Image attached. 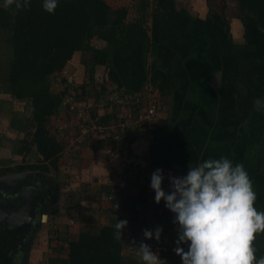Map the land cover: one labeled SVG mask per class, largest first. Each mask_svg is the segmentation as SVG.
I'll return each mask as SVG.
<instances>
[{
	"label": "crops",
	"instance_id": "obj_1",
	"mask_svg": "<svg viewBox=\"0 0 264 264\" xmlns=\"http://www.w3.org/2000/svg\"><path fill=\"white\" fill-rule=\"evenodd\" d=\"M178 5L181 6L178 10L187 8ZM185 11L188 12L181 11L175 21H161L150 30L151 36L146 32L136 35L139 29L128 20L124 34L114 35L111 30L98 32L90 41V49L74 52L64 66L66 76L74 84L62 88L59 74L50 78L48 90L57 96L58 103H53V109H46V115L41 118L34 113L31 98H17L10 92L11 34L0 29V168L42 161L34 136L38 125L62 145L56 168L39 180L51 187L52 196L47 202L42 201L36 220L34 217L31 224L18 232L24 235L18 242L20 254L7 256L8 264H62L57 260L66 258L68 243L76 240L80 232L117 223L118 218L129 224L124 241L125 235L129 242L133 237L139 239V226L132 223L129 211L137 194L133 192L132 182H144L156 168H162L164 174L172 171L155 162L191 167L208 158L226 157L238 115L234 95L227 88L232 65L226 57L220 61L218 52L223 47L224 55L230 57L226 38L234 42L226 34L228 31L224 30V39H219L200 16L188 8ZM145 37L142 48L140 41ZM209 43L217 45L207 51ZM146 47L152 53L151 58L145 53ZM210 54L212 60H209ZM154 59L172 74L173 88L169 94H160L168 104L165 101L161 106L158 127L150 137L147 133L138 134L130 117L121 118L124 112L97 96L95 88H99L103 79H108L110 87H121L127 93L140 91L150 81ZM110 66L115 68L120 85L108 78ZM226 72L229 73L226 75ZM90 90L94 91V97L87 95ZM67 96L74 102L92 104V122L86 126L87 131L79 125L75 112L68 108ZM203 111L209 120L201 123L200 116L206 115ZM255 111L256 104L251 114ZM118 120L124 122L123 127H109ZM245 123L239 126L240 137ZM94 125L106 127L93 130ZM115 132L117 138H114ZM237 142L231 149L234 163ZM242 163L249 172L250 164ZM254 207L264 211V207ZM0 225L6 230L4 223ZM258 239L253 243L255 255L260 257L264 256V241L257 243Z\"/></svg>",
	"mask_w": 264,
	"mask_h": 264
},
{
	"label": "trees",
	"instance_id": "obj_2",
	"mask_svg": "<svg viewBox=\"0 0 264 264\" xmlns=\"http://www.w3.org/2000/svg\"><path fill=\"white\" fill-rule=\"evenodd\" d=\"M236 1L240 10L249 13L258 27L264 29V0ZM21 3L23 4V0ZM126 21L127 11L111 7L101 0H58L52 13L42 8V0H30L27 7L17 8L13 3L6 9L0 8V29L11 34L12 56L8 74L10 92L17 98H31L34 113L40 118L45 116L46 109L49 111L54 102L58 103L57 96L48 90L50 78L61 72L74 52L90 49V41L98 32L111 30L114 35L124 34ZM226 40L232 61L227 88L234 95L238 115L226 154V157L233 161L231 149L240 137L239 126L250 119L256 102L264 103V94L244 79L242 59L235 51L234 44L228 38ZM150 68L151 84L158 88L160 94H169L173 88L172 74L164 70L156 59ZM107 75L110 80L120 85L113 66L109 67ZM34 136L42 161L0 168V175L36 170L42 176L50 169L56 168L62 150L61 143L44 133L40 125L37 126ZM155 165L183 172H187L189 168V164L167 165L155 162ZM147 194L144 187L140 188L135 203L129 206L133 224L143 226L144 215L140 212L144 213L145 206L149 205ZM54 211L52 208L51 212ZM114 225L115 223L105 224L80 232L76 240L68 243L66 258L57 261L62 264H143L140 256L134 258L124 255L123 251L127 245L123 239L124 228L122 237L117 239L114 235ZM136 239L131 238L128 252L139 245ZM164 264H181V260L166 261Z\"/></svg>",
	"mask_w": 264,
	"mask_h": 264
},
{
	"label": "clouds",
	"instance_id": "obj_3",
	"mask_svg": "<svg viewBox=\"0 0 264 264\" xmlns=\"http://www.w3.org/2000/svg\"><path fill=\"white\" fill-rule=\"evenodd\" d=\"M15 3L27 7L30 0H0V8ZM58 0H42V8L52 13ZM165 179L162 168L151 173L150 187L156 203L161 200L177 226L175 252L181 264H264L253 245L255 234L264 232V211L254 207L256 193L242 163L221 156L208 158L188 168L186 174H169V190L162 187ZM127 220L118 218L114 235L122 237ZM162 226L144 229L147 239L159 240ZM186 244L187 248L181 246ZM138 255L143 264H159V256L148 243L141 242Z\"/></svg>",
	"mask_w": 264,
	"mask_h": 264
},
{
	"label": "rangeland",
	"instance_id": "obj_4",
	"mask_svg": "<svg viewBox=\"0 0 264 264\" xmlns=\"http://www.w3.org/2000/svg\"><path fill=\"white\" fill-rule=\"evenodd\" d=\"M104 3H107L111 7L122 8L127 11V20L130 25H134L136 27V35L140 33H145L146 35H150V30L155 29V26L161 23L163 20H167L170 22V19H174V21L179 19L177 17L179 13L188 12L185 11L188 9L195 12L198 16H200L202 22L205 23L208 28L212 31H216V35L220 36L219 39H224L223 31L226 30V34L229 35L231 40L234 42V49L241 57V68L242 74L247 82L256 88L258 91L264 94V29L258 27L255 23L253 17L246 12L240 10L236 0H101ZM184 5L181 10H178L179 5ZM181 7V6H180ZM179 7V8H180ZM183 11V12H181ZM197 23V22H195ZM140 26V27H139ZM198 27V26H196ZM135 33V31H133ZM148 35V37H150ZM227 36V35H226ZM136 37L137 36H133ZM151 38V37H150ZM147 37H145L144 41H140L142 43L141 47L145 46V41ZM237 40V41H235ZM225 41V40H224ZM120 42V40H119ZM203 40L200 42L202 43ZM148 45V44H147ZM217 45V43H216ZM214 44L209 43L207 45V51L215 48ZM213 46V47H212ZM226 46V45H225ZM222 47V46H221ZM202 48V47H201ZM148 47H146L145 53H147L148 57H152L151 51H148ZM218 58L220 61H223L224 57L226 60L228 59L230 62V66L232 65L231 59L224 55L225 50L223 47L219 48ZM227 50V49H226ZM216 52V51H215ZM151 53V54H150ZM86 54L90 55L89 52ZM199 55V54H198ZM210 59L212 60V55L210 54ZM217 58V59H218ZM213 60H215L213 58ZM210 64V62H208ZM66 70V68H63ZM67 72V70H66ZM220 73L219 71H216ZM229 72H226V75ZM67 74V73H66ZM221 75V74H220ZM60 83L62 84V88L65 86H69L68 84H74L73 80L68 79V75L59 73ZM59 83V84H60ZM110 87V82L108 79H103L102 82H99V88H95L97 96H101L102 100L109 102V98L107 97V87ZM56 91L58 88H55ZM243 89V87L241 88ZM61 91V90H59ZM81 89L79 90L81 94ZM57 93V92H56ZM87 94V93H86ZM89 97H94V91L90 90L87 94ZM103 95V96H102ZM106 95V98H104ZM97 97V98H99ZM166 99V98H165ZM98 100V99H97ZM161 103L164 105L163 97H161ZM167 103V101H166ZM168 104V103H167ZM205 116H200L198 122H203L204 120H209V115L203 111ZM211 119V117H210ZM223 122H221L222 126ZM242 134L240 139H238V147L236 151V162L235 163H247L250 164V171L248 175L252 181L253 191L256 193V200L254 201V205L264 207V103L256 102V111L254 114H251L250 119L242 126ZM225 140V137H223ZM219 152V150H217ZM240 160V161H239ZM243 164V163H242ZM196 166L192 165L191 167ZM256 168L258 169L257 171ZM187 172L183 171H170L165 172V179L162 183V187L165 190H169V181L167 176L169 174L174 176H181L186 174ZM1 176V175H0ZM150 178L151 174H149V179L145 178L144 182H132L133 192L137 193L140 188L143 186L148 193V199H150V204L145 206L144 213L140 212V214L144 215L143 217V226L138 227V234L140 238L136 239L139 244L143 241L148 243L154 252H157L159 256V264H164L166 261L172 260H181L180 255L175 252L176 248V240H177V226L173 223V216L169 209L165 207V202L163 199L160 203H156L154 199V190L150 187ZM145 184V185H143ZM42 204V203H41ZM42 206V205H41ZM42 208V207H41ZM40 209V208H39ZM157 210H160L157 212ZM39 214H36V216ZM35 216V220H36ZM140 220V219H139ZM129 225V224H128ZM126 224L124 231L125 234H128L129 229ZM157 226H162L163 231L161 232V236L159 240L156 239H147L143 236L144 229H155ZM257 238V243L264 241V232H259V234H255ZM127 235H125V245L124 255H131L136 258L138 255V247L128 252L129 241H127ZM263 236V237H262ZM256 248V244H254ZM181 246L187 248L186 244H182ZM258 246V245H257ZM264 247V243H263ZM23 250V249H22ZM26 252V250H23Z\"/></svg>",
	"mask_w": 264,
	"mask_h": 264
},
{
	"label": "built area",
	"instance_id": "obj_5",
	"mask_svg": "<svg viewBox=\"0 0 264 264\" xmlns=\"http://www.w3.org/2000/svg\"><path fill=\"white\" fill-rule=\"evenodd\" d=\"M60 73L66 75L67 72L65 69H62ZM68 85L70 86V84ZM107 89V97L109 98L110 105H114L119 108V111L124 112L121 118L130 117V122L136 128L138 134L147 133L150 137L153 136L159 124L158 118L162 106L158 88L149 81L146 82L140 91L135 93H127L121 87H107ZM67 104L68 108L75 112L76 116L79 118V125L84 127V130L87 131L88 128H86V126L89 122H92L90 115L92 104L74 102L73 98L70 96H67ZM133 111L136 112L135 116H133ZM123 126L124 122L118 120L111 122L109 127L117 129ZM105 127L106 126L102 125H94L91 129L102 130ZM117 134L118 133L115 132L114 138L118 137ZM149 202L150 199H148V203ZM159 211L160 210H158V212Z\"/></svg>",
	"mask_w": 264,
	"mask_h": 264
},
{
	"label": "water",
	"instance_id": "obj_6",
	"mask_svg": "<svg viewBox=\"0 0 264 264\" xmlns=\"http://www.w3.org/2000/svg\"><path fill=\"white\" fill-rule=\"evenodd\" d=\"M40 177L36 170L0 176V223L6 225L7 234L15 235L31 224L42 201L52 196L51 187L41 184Z\"/></svg>",
	"mask_w": 264,
	"mask_h": 264
},
{
	"label": "flooded vegetation",
	"instance_id": "obj_7",
	"mask_svg": "<svg viewBox=\"0 0 264 264\" xmlns=\"http://www.w3.org/2000/svg\"><path fill=\"white\" fill-rule=\"evenodd\" d=\"M23 236L22 232L16 233L15 235L11 233L7 234L4 225H0V264L6 263L7 256L20 254L21 245L18 242ZM16 247L18 248L16 249Z\"/></svg>",
	"mask_w": 264,
	"mask_h": 264
}]
</instances>
